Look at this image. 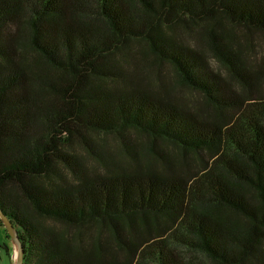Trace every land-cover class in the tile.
I'll use <instances>...</instances> for the list:
<instances>
[{
  "label": "trees",
  "instance_id": "trees-1",
  "mask_svg": "<svg viewBox=\"0 0 264 264\" xmlns=\"http://www.w3.org/2000/svg\"><path fill=\"white\" fill-rule=\"evenodd\" d=\"M236 30L264 35V0H0L23 264H264V55Z\"/></svg>",
  "mask_w": 264,
  "mask_h": 264
},
{
  "label": "rangeland",
  "instance_id": "rangeland-1",
  "mask_svg": "<svg viewBox=\"0 0 264 264\" xmlns=\"http://www.w3.org/2000/svg\"><path fill=\"white\" fill-rule=\"evenodd\" d=\"M234 35H236V38L239 41V43L247 46V49L245 51V56H247L248 60L252 62L256 58L262 57L264 55V35L255 34L251 36L241 30H236ZM182 36H180L179 38L180 40H183L186 44H189L191 46H195V45L200 46L199 44L195 43V41L190 35L182 34ZM253 44L256 52L253 51L251 48ZM211 66L219 70L218 64L213 59L211 61ZM164 74L171 77L172 72L165 70ZM230 83H232L235 88L238 87L236 82L232 81ZM259 91L264 94V81H262L259 84ZM185 98L189 101H192L193 103L202 102V98L199 97L197 94H193V93H187V94L185 93ZM63 174L65 175V178L67 180H71V174L68 171H63ZM46 223L54 225L57 228L62 227V225L54 223L52 221H46ZM6 245L9 248V255H7V253L2 248ZM18 253L19 252H18L17 243L13 239H11V237L6 232V229L0 225V264H17L19 257Z\"/></svg>",
  "mask_w": 264,
  "mask_h": 264
},
{
  "label": "water",
  "instance_id": "water-1",
  "mask_svg": "<svg viewBox=\"0 0 264 264\" xmlns=\"http://www.w3.org/2000/svg\"><path fill=\"white\" fill-rule=\"evenodd\" d=\"M0 218L2 219L3 223H4V226H5V229L8 233V235L11 237V239H13L17 245H18V262L17 264H23V256H24V251H23V248L21 246V243L18 239V236H17V232H16V229L13 227V225L2 215V213L0 212Z\"/></svg>",
  "mask_w": 264,
  "mask_h": 264
}]
</instances>
